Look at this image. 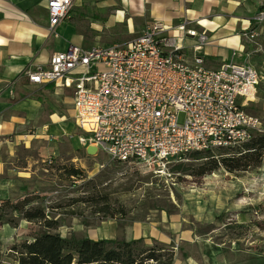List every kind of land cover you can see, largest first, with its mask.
<instances>
[{
  "label": "rangeland",
  "instance_id": "rangeland-1",
  "mask_svg": "<svg viewBox=\"0 0 264 264\" xmlns=\"http://www.w3.org/2000/svg\"><path fill=\"white\" fill-rule=\"evenodd\" d=\"M89 16L103 20L102 11L91 10ZM131 30L124 20L112 31L101 29L84 46L128 41L137 35ZM64 92L61 102L53 92H41V121L26 114L27 122L3 138L0 202L30 198L27 208L44 209L57 219L56 231L63 236L142 238L139 252L156 248L180 264H264V153L260 164L247 170L220 167L205 175L197 174L205 159L192 152L171 158L161 174L113 162L104 152L87 153L80 136L88 134L75 122L73 92ZM54 111L60 118L51 124L46 116ZM184 119L180 113V122ZM72 166L82 170L80 177L66 173ZM102 196L119 218H107L84 201ZM7 218L10 223L0 224V258L18 264L13 248L31 241L42 226L13 211Z\"/></svg>",
  "mask_w": 264,
  "mask_h": 264
},
{
  "label": "built area",
  "instance_id": "built-area-1",
  "mask_svg": "<svg viewBox=\"0 0 264 264\" xmlns=\"http://www.w3.org/2000/svg\"><path fill=\"white\" fill-rule=\"evenodd\" d=\"M75 0H48L49 29L65 20ZM256 27L244 33L258 36ZM197 37L192 62L185 45L159 21L149 22L132 39L111 45L77 44L52 54L47 66L27 68L33 84L55 83L73 92L74 119L88 136L87 149L104 152L111 161L140 164L161 174L171 158L194 151L240 146L264 134L262 121L245 107L253 101L262 76L249 62L207 67L206 32L187 29ZM180 113L185 119L180 122Z\"/></svg>",
  "mask_w": 264,
  "mask_h": 264
},
{
  "label": "crops",
  "instance_id": "crops-1",
  "mask_svg": "<svg viewBox=\"0 0 264 264\" xmlns=\"http://www.w3.org/2000/svg\"><path fill=\"white\" fill-rule=\"evenodd\" d=\"M263 9L264 0H75L68 17L57 26L59 35L55 37L49 29L48 0H0V144L27 118L41 121V92H53L61 102L64 91H71L55 83L33 84L25 70L47 66L54 52L69 44L87 45L101 29L112 31L124 20L137 35L149 22H161L167 34L186 46L183 53L188 62L193 60L197 37L181 30L183 24L207 33L209 41L202 50L207 67L216 69L231 61L256 66L262 79L245 109L264 126V21L258 24L255 39L244 35L257 26L253 19ZM91 10L102 11L103 20L89 19ZM71 99L73 110L72 95ZM46 118L52 124L60 116L54 111ZM3 169L0 160V182ZM173 264L180 262L177 259ZM183 264L197 263L189 260Z\"/></svg>",
  "mask_w": 264,
  "mask_h": 264
},
{
  "label": "trees",
  "instance_id": "trees-1",
  "mask_svg": "<svg viewBox=\"0 0 264 264\" xmlns=\"http://www.w3.org/2000/svg\"><path fill=\"white\" fill-rule=\"evenodd\" d=\"M243 150L238 146L218 147L206 151H194V158L205 159L198 167V175H205L220 167L230 172L247 170L250 166L259 165L264 153V134L253 137L243 144ZM237 149L238 151H235ZM69 176L80 177L82 170L72 166L65 168ZM31 201L25 198L17 202L10 199L0 202V224L10 223L7 218L10 211L20 213L29 221H37L42 229L29 242H23L13 248L18 264H173L172 253H164L156 248L144 252L137 250L140 239L102 238L93 239L72 233L63 236L56 229L60 226L57 219L48 218L44 209L27 208ZM96 212H103L107 218H119L117 212L111 210L105 197L85 199ZM103 204L102 206H98ZM124 216L126 213L121 210ZM106 220V219H103ZM0 264L2 260L0 258Z\"/></svg>",
  "mask_w": 264,
  "mask_h": 264
},
{
  "label": "water",
  "instance_id": "water-1",
  "mask_svg": "<svg viewBox=\"0 0 264 264\" xmlns=\"http://www.w3.org/2000/svg\"><path fill=\"white\" fill-rule=\"evenodd\" d=\"M87 153L94 154L97 152V149L94 146H88L86 149Z\"/></svg>",
  "mask_w": 264,
  "mask_h": 264
}]
</instances>
